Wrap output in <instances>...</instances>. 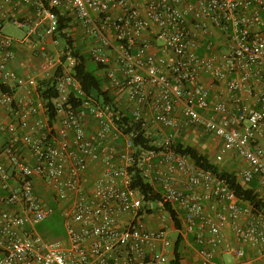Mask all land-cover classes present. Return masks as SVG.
Returning a JSON list of instances; mask_svg holds the SVG:
<instances>
[{
    "label": "built area",
    "instance_id": "2783aa9c",
    "mask_svg": "<svg viewBox=\"0 0 264 264\" xmlns=\"http://www.w3.org/2000/svg\"><path fill=\"white\" fill-rule=\"evenodd\" d=\"M18 1L31 16L15 19L16 28L26 37L43 29L39 76L53 79L54 120L32 102L39 80L11 68L22 42L2 32L12 1L0 0V105L14 110V88L28 97L27 110L0 124V264H167L166 229L146 227L155 211L163 222L174 212L177 235L193 237L203 263L221 251L244 258L246 247L263 254L264 215L176 152L165 130H203L220 142L216 163L239 161V184L264 183V0ZM57 11L72 19L63 32ZM61 34L101 66L115 111L94 103L64 67L62 57L73 66L76 58ZM126 113L128 124L158 130V150L135 154V132L115 122ZM30 117V132L20 133ZM135 165L156 199L132 186ZM56 212L64 237L48 241L37 225Z\"/></svg>",
    "mask_w": 264,
    "mask_h": 264
},
{
    "label": "crops",
    "instance_id": "0c3cea01",
    "mask_svg": "<svg viewBox=\"0 0 264 264\" xmlns=\"http://www.w3.org/2000/svg\"><path fill=\"white\" fill-rule=\"evenodd\" d=\"M11 1H12L11 4L5 7L4 9V13L7 16L6 22L9 21L11 23H14L15 19H24L31 16V12L29 11V9L21 5L18 0H11ZM42 34H43L42 27L37 29V31L34 32L29 37H26V31H25L24 37L22 39H17L22 43L15 47V58L11 65V68L15 73L23 76L35 77L37 80H39L38 83L39 85L41 84V82H43L40 80V76H39V66H40L41 58L38 51L41 42L40 36ZM45 45L46 48H48V50L50 51L52 50L50 40L46 39ZM95 74L101 77L102 70L96 69ZM201 82L202 84L207 85L209 83V79L207 77H204L202 78ZM40 87L41 86H39L38 89ZM11 91L13 92L14 100H15L14 110L12 112H8L4 107L0 105V124H7L11 121H15L19 113L27 110L28 108V102L26 101L28 97L26 95L25 90L14 88ZM31 98L35 106L38 104L43 106L42 105L43 102L38 92L33 91L31 93ZM42 115H43L42 108H39V113L37 115V118H41ZM32 120L33 118L30 117L27 128L23 130L20 129L19 132L22 134L30 132ZM195 129L198 130L197 128ZM204 139L205 138L202 136L199 138L198 141L203 140L206 144H208L209 142L208 139L205 140ZM3 142H4V136L3 134H0V144L2 145ZM219 145L220 142L219 140L216 139V145L213 146L212 148H208L206 146L202 154L207 155L208 152L211 151L212 149H214V153H216ZM232 157L233 156H229L226 159H230ZM94 175H95V168L92 165L88 171L86 180L87 181L90 180V178H92ZM252 182H254L255 184L253 185ZM252 182L246 185V187H251V185H253L255 191L258 192L260 196L264 199V183H260L257 179H255ZM56 214L59 216L57 212ZM162 226H164V228L166 229L168 236L171 240V246L166 249L167 264H171V262L175 259V254L178 255V264H264V253L261 255H257L252 248H248V247L245 248L244 258H238L235 254L231 252L221 251V252H217L213 256L210 262L203 263V260L198 254L200 247L194 242L192 236H188L186 238H182L181 236H178L177 228L175 227L173 222L170 221L169 219L167 220V222H163L160 219L157 211L153 212L147 217L146 227L148 229L155 230V229H159ZM63 237L64 234H61L56 240L62 239ZM227 239L230 242L233 241V238L231 237L230 233H227Z\"/></svg>",
    "mask_w": 264,
    "mask_h": 264
},
{
    "label": "trees",
    "instance_id": "16d2710c",
    "mask_svg": "<svg viewBox=\"0 0 264 264\" xmlns=\"http://www.w3.org/2000/svg\"><path fill=\"white\" fill-rule=\"evenodd\" d=\"M58 15V23H59V31H65L69 28L70 22L72 19L65 13L61 15L57 11ZM61 37L67 41V45L70 49L71 55L76 58V64L72 68V75L80 82L81 87L89 98H91L94 103L99 106H108L110 110H116V103L114 95L102 89L103 80L101 77L97 76L95 72L91 71L87 65V59L82 56L76 48L72 45V40L67 37L65 34H61ZM221 48V47H220ZM219 48V50H220ZM202 49H200V52ZM65 57H62L61 61L64 64L66 62ZM96 69H100L101 66L96 65ZM40 88L37 90L40 98L44 104V107L47 109V116L50 119V122L54 120V111L51 106V100L55 96V90L53 88V79L43 81L40 84ZM4 91V89H3ZM130 119V114L126 113L125 116L121 119V122L115 121L120 127L123 124L126 125L125 128L122 127L124 133L129 134L130 132L134 131L135 136L132 138V145L135 148V154H138L141 149L144 150H158L159 147L156 146L155 138L149 137V132L153 130L152 128H148L147 130L142 127L140 123L135 124H128ZM183 126H179L176 131L165 130L166 133H175V132H182L186 130ZM196 128V127H194ZM201 132L205 133L203 130L197 128ZM156 135V133H155ZM210 135V134H207ZM160 136V135H159ZM211 136V135H210ZM155 143V144H154ZM173 148L176 152L183 154L190 158L193 164L201 169L209 170L215 176L220 179L226 181L228 187L234 192L236 197L244 203L249 204L255 212H259L264 215V199L260 196L258 192L255 191L254 188V181L257 178H254L251 182L253 185L251 187H246V185L242 186L236 180V171H229L223 168H220L218 164L213 159L211 162L206 155L200 153L195 147L187 145L186 143L182 142L180 139L174 138ZM215 156V155H214ZM238 161V160H236ZM238 168V167H237ZM129 173L131 174L132 186L135 187L144 197L145 199H156L157 196L153 191L152 185L146 181L143 177L140 169L138 167L130 168ZM258 180V179H257ZM253 186V187H252ZM171 219L175 227H179L178 220L174 212H170ZM52 219L58 218V215L54 213L51 216ZM171 264H178V255L175 254V259L171 262Z\"/></svg>",
    "mask_w": 264,
    "mask_h": 264
},
{
    "label": "rangeland",
    "instance_id": "374dc122",
    "mask_svg": "<svg viewBox=\"0 0 264 264\" xmlns=\"http://www.w3.org/2000/svg\"><path fill=\"white\" fill-rule=\"evenodd\" d=\"M25 31H26V29L20 30V29L16 28V26L9 21L3 23L2 32L6 36L11 37L13 39H16V40L22 39L25 35ZM79 48H80V46H79ZM82 52L83 53H81V55L84 56L85 59L87 58V65H88L89 69L91 71L95 72V70L97 68L96 64L93 63L91 60H89L88 57H86L84 50ZM64 67L67 70H70L73 67V65H70L69 62L67 61L64 63ZM156 132H158V130L153 129L149 132L148 135L150 138L154 137L155 141H156V144L155 143L154 144L156 146L160 147L162 145V140H161L162 136L155 135ZM202 136L205 139H208V141H209L208 144H206L203 140L198 141L199 138ZM175 137H176V139H180L182 142L186 143L187 145L195 147L200 153H203V150L206 146L208 148H212L213 146L216 145V139L213 136L204 134L203 132H201L200 130H196L195 128H190V129L186 128V130H183L182 132L178 131L175 133ZM214 154H215L214 149H212L206 155L207 158L211 162H213ZM218 166L220 168H223V169H227V170H231V171H237V169H238L237 167H239V161H236V159L234 157H232V158L226 159L222 163L218 164ZM51 218L52 217H49L44 222L37 225V232L39 233V235H41V237H44L48 241H54V240L58 239V237L61 234H64V227H63L61 218L59 216L56 219L51 220Z\"/></svg>",
    "mask_w": 264,
    "mask_h": 264
}]
</instances>
